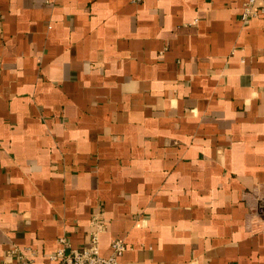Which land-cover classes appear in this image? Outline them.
<instances>
[{
  "label": "crops",
  "instance_id": "obj_1",
  "mask_svg": "<svg viewBox=\"0 0 264 264\" xmlns=\"http://www.w3.org/2000/svg\"><path fill=\"white\" fill-rule=\"evenodd\" d=\"M245 1L0 0V264L83 247L99 212L118 264H264Z\"/></svg>",
  "mask_w": 264,
  "mask_h": 264
},
{
  "label": "built area",
  "instance_id": "obj_2",
  "mask_svg": "<svg viewBox=\"0 0 264 264\" xmlns=\"http://www.w3.org/2000/svg\"><path fill=\"white\" fill-rule=\"evenodd\" d=\"M138 2L140 0H133ZM259 10L253 8L255 0H247L243 3L241 18L248 19L258 14L264 15V0ZM102 213L99 212L92 217V229L89 233L88 242L81 248H73L66 237L58 239L60 246L55 253L49 256L50 262L44 264H118V256L124 250V245L120 240L112 242V253L109 256L99 254V237L100 233L105 230L106 226L100 220ZM33 251H29L27 256L20 255L21 264H35ZM4 264V263H1Z\"/></svg>",
  "mask_w": 264,
  "mask_h": 264
}]
</instances>
